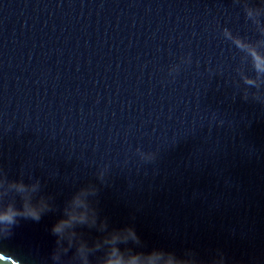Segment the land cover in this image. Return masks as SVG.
Instances as JSON below:
<instances>
[{"label":"water","instance_id":"1","mask_svg":"<svg viewBox=\"0 0 264 264\" xmlns=\"http://www.w3.org/2000/svg\"><path fill=\"white\" fill-rule=\"evenodd\" d=\"M25 203L0 264H102L125 228V255L264 264V0H0V209Z\"/></svg>","mask_w":264,"mask_h":264},{"label":"clouds","instance_id":"2","mask_svg":"<svg viewBox=\"0 0 264 264\" xmlns=\"http://www.w3.org/2000/svg\"><path fill=\"white\" fill-rule=\"evenodd\" d=\"M18 191H24L23 184L16 185ZM75 203L80 204L79 199L75 200ZM47 209V205L42 206H30L25 203L22 206V210H18L11 205H6L3 209H0V224L7 225L3 229L5 236L11 234V226H14L18 223L17 217H22L25 219H32L33 221H39L43 211ZM70 222L84 223L85 216L83 214L75 215L68 214V219H61L57 221L52 226V233L59 236L65 227L70 225ZM131 239L133 242L138 243V237L132 228H125L122 235L113 234L105 243L108 244L109 250L106 253V258L102 261V264H198V262L192 257H177L174 253L164 252L163 250L153 249L150 252H132L128 250V255H125V252L116 247L118 243H127ZM59 243V241H58ZM66 251V249H65ZM78 252L83 255V249H78ZM54 260L58 257L53 255ZM214 264H223V257Z\"/></svg>","mask_w":264,"mask_h":264}]
</instances>
